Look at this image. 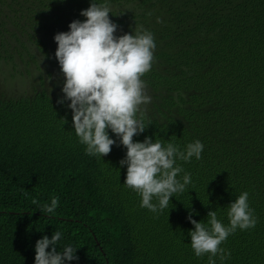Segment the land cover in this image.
Here are the masks:
<instances>
[{
	"label": "trees",
	"instance_id": "obj_1",
	"mask_svg": "<svg viewBox=\"0 0 264 264\" xmlns=\"http://www.w3.org/2000/svg\"><path fill=\"white\" fill-rule=\"evenodd\" d=\"M91 2L0 0V66L26 74L30 87L0 92V264H35L36 242L56 230L57 251L77 249L65 264H207L191 247L188 216L207 226L215 210L228 226L243 192L257 223L220 245L231 253L223 264H264V0H96L117 36L147 30L156 44L142 77L148 127L134 142L204 145L199 160H176L177 178L190 173L191 183L158 213L124 184L119 138L109 130L112 151L87 155L70 101L58 103L65 77L54 37L84 21ZM52 197L59 204L44 214Z\"/></svg>",
	"mask_w": 264,
	"mask_h": 264
},
{
	"label": "clouds",
	"instance_id": "obj_2",
	"mask_svg": "<svg viewBox=\"0 0 264 264\" xmlns=\"http://www.w3.org/2000/svg\"><path fill=\"white\" fill-rule=\"evenodd\" d=\"M110 13L107 3L92 0L90 7L81 11L84 21L75 20L69 31L55 35V57L65 77L64 96L58 103L70 101L73 128L79 142L86 146L87 155L105 157L112 151L116 140L110 138L109 130L119 138L127 149L126 158L120 161L121 167L127 166L124 184L141 196L142 208L162 212L174 194L184 192L191 183L190 173H185L182 181L177 178L183 169L176 165V160H199L204 145L196 140L181 150L173 143L165 147L151 137L134 142V136L148 127L143 122L141 105L150 103L151 98L145 92L142 77L152 68L156 44L147 30L117 36L118 25L110 19ZM154 198L157 203H153ZM248 198L249 193L243 192L229 204L228 226L218 220L215 210L207 213V226L189 214L194 225L189 233L191 247L197 257L207 254V264H216L217 257L222 264L230 258V251L220 245L238 228L247 230L257 223ZM58 204L59 198L52 197L50 204L41 206V211L53 213ZM61 236L56 230L51 239L45 235L36 242L35 264H65L79 259L72 246L57 251Z\"/></svg>",
	"mask_w": 264,
	"mask_h": 264
},
{
	"label": "rangeland",
	"instance_id": "obj_3",
	"mask_svg": "<svg viewBox=\"0 0 264 264\" xmlns=\"http://www.w3.org/2000/svg\"><path fill=\"white\" fill-rule=\"evenodd\" d=\"M10 69L4 65L0 66V92H9L17 89L24 92L30 89L22 78H26L27 75L22 76L19 71H11Z\"/></svg>",
	"mask_w": 264,
	"mask_h": 264
}]
</instances>
